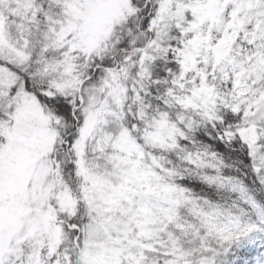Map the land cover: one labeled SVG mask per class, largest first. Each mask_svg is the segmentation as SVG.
I'll return each mask as SVG.
<instances>
[{"label":"snow or ice","instance_id":"snow-or-ice-1","mask_svg":"<svg viewBox=\"0 0 264 264\" xmlns=\"http://www.w3.org/2000/svg\"><path fill=\"white\" fill-rule=\"evenodd\" d=\"M0 264H264V0H0Z\"/></svg>","mask_w":264,"mask_h":264}]
</instances>
